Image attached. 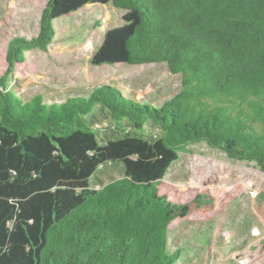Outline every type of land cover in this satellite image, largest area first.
<instances>
[{
  "label": "trees",
  "instance_id": "trees-1",
  "mask_svg": "<svg viewBox=\"0 0 264 264\" xmlns=\"http://www.w3.org/2000/svg\"><path fill=\"white\" fill-rule=\"evenodd\" d=\"M93 6L122 15L92 64H165L180 89L159 105L110 83L60 102L20 98L9 85L24 53L46 51L55 20ZM5 60L0 264H175L169 225L214 204L159 194L180 153L204 143L264 173V0H48L38 34L13 37ZM112 163L121 175L92 186Z\"/></svg>",
  "mask_w": 264,
  "mask_h": 264
},
{
  "label": "rangeland",
  "instance_id": "rangeland-1",
  "mask_svg": "<svg viewBox=\"0 0 264 264\" xmlns=\"http://www.w3.org/2000/svg\"><path fill=\"white\" fill-rule=\"evenodd\" d=\"M48 0H0V75L7 63L8 42L38 34ZM113 7H83L53 22L54 37L46 51L31 49L13 69L9 85L20 98L41 94L48 102L87 95L101 84H115L138 101L159 105L180 89L178 74L165 64L95 65L91 55L106 32L121 21ZM11 82V81H10ZM97 115L96 121H106ZM166 172L158 192L183 204L205 192L212 209H194L169 225L168 248L179 249L175 264H264V173L253 163L194 144ZM119 165L106 164L91 180L97 187L121 175Z\"/></svg>",
  "mask_w": 264,
  "mask_h": 264
}]
</instances>
